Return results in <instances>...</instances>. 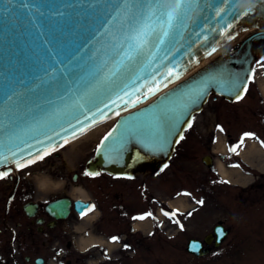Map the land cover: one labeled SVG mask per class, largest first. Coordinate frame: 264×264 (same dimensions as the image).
Listing matches in <instances>:
<instances>
[{"label":"water","instance_id":"water-1","mask_svg":"<svg viewBox=\"0 0 264 264\" xmlns=\"http://www.w3.org/2000/svg\"><path fill=\"white\" fill-rule=\"evenodd\" d=\"M232 6L220 5L225 10ZM6 7L10 10L6 11ZM61 12L63 15L59 14ZM114 14L112 0H14L9 6L0 0V144H3L6 154V158L0 157V172L10 175L17 171L16 161L19 156L13 157L9 148H16L19 153L17 147L27 150V143H31L32 152L37 155V148L50 150L55 145L58 151L95 127L115 120L111 128L107 129V134L117 128L121 117L130 115L134 116L127 118L124 128L132 131V139L121 145L120 136L124 129L117 128L110 137L112 146L98 150L106 134L101 135L93 159L87 160V171L95 174L98 169H103L112 175L127 176L133 173V169L145 166L152 171L156 170L171 159L177 141H180L179 136L183 135L194 115L201 112L211 95L236 102L234 95L227 91L224 81L230 78L231 73L247 75L253 70L258 53L264 49V4L259 3L252 13L242 18L237 11L235 19L224 13L219 14L224 16L223 19L216 12L194 13L193 18L187 21L178 43L170 46H175L172 51L167 55L159 52L158 56L162 59H155L147 68V74L143 68L138 69L136 75L140 79L133 77L132 83L127 85V91L133 99L145 94L148 87L159 85L160 90L155 95H149L148 99L143 100L145 102L154 97L152 101L140 107L141 103L135 106L130 103L127 105L128 110L124 111L123 101L128 100L129 96L121 92V99L113 92L112 99L107 100L109 108H105L101 101L106 96L101 91L97 93L96 103H101L100 109H103L105 115L99 110L87 112L84 109L89 119L81 117L82 123L74 121L71 125L66 124L68 117L62 111L65 107V99L62 98L68 96V103H71L72 99L92 91L100 75L96 71L97 66L101 60L107 59L105 53L110 52L113 37L119 38L122 35L119 21L112 19ZM250 29L254 30L244 36L229 53L198 67L193 74L183 78L213 48L230 41L229 36ZM113 67V61L108 60L103 75H107ZM52 69L56 71L55 82L49 81L47 75ZM169 69L174 70V75L179 73V77L174 79L168 75ZM210 75L221 82L208 86L202 99L190 103L201 81ZM169 80L172 82L168 83ZM136 88L138 91L134 90ZM9 96L12 97L11 101ZM185 104L188 105L186 116L176 126L180 130L178 133L169 135L166 125L155 126L160 109L172 105L179 108ZM116 111L121 112L120 117L115 116ZM60 123H65L68 131L59 128ZM47 134H50L51 140ZM157 135L168 138L169 143L163 150L151 143ZM114 148L120 149L118 154ZM56 151L51 152L53 157ZM24 154L27 156V151ZM202 162L208 168L214 166L210 155H205ZM69 202V198H63L51 203L52 208L58 207L56 217H66ZM75 204L80 207L90 203L78 199ZM23 209L28 216L35 215L31 202L25 204ZM81 211L80 207L79 215ZM227 234L228 230L222 224H216L203 240L188 239L186 251L195 256H203L209 253L212 242L218 247Z\"/></svg>","mask_w":264,"mask_h":264},{"label":"rangeland","instance_id":"rangeland-1","mask_svg":"<svg viewBox=\"0 0 264 264\" xmlns=\"http://www.w3.org/2000/svg\"><path fill=\"white\" fill-rule=\"evenodd\" d=\"M235 44L216 57L229 53ZM260 61H264V49L253 64L255 74L244 99L228 102L219 96L209 97L201 112L194 115L192 127L184 131V139L176 145L167 167L153 171L147 166L136 168L124 178L104 172L81 176L74 184L70 176L79 173L91 158L101 135L115 122L109 120L94 128L99 131L95 138L86 134L75 140V145L64 146L60 159L50 154L23 169L34 171L36 176L46 174L52 180L56 177L63 184L65 181L70 195L76 187L85 188L95 209L84 218H74V224L89 229L96 224L106 245L97 246L99 249L90 254L85 251L87 260L82 264H264V66ZM253 145L256 153H250L248 160L243 153ZM205 155L212 157L213 168L203 164ZM217 162L223 163L234 181L217 173ZM55 163L59 172H55ZM33 178L31 197L17 191L12 199L15 209L10 207L6 218L9 179H0V264H27L24 256H30V261L37 255L51 256L43 246L45 235L35 231L36 225L23 213L22 204L29 198L42 205L61 192L62 185L42 192ZM172 202L176 207H171ZM181 204L187 207L181 210ZM149 212L151 215H146ZM141 215L143 220L133 219ZM130 221L140 224L141 229L131 228ZM25 224L32 233H25ZM216 224L228 230L218 247L212 242L209 253L200 257L186 251L188 239L203 240ZM118 233V240L107 241Z\"/></svg>","mask_w":264,"mask_h":264},{"label":"snow or ice","instance_id":"snow-or-ice-1","mask_svg":"<svg viewBox=\"0 0 264 264\" xmlns=\"http://www.w3.org/2000/svg\"><path fill=\"white\" fill-rule=\"evenodd\" d=\"M4 3L6 6H9L14 3V0H4ZM259 3L264 4V0H259ZM222 4H231L233 6L225 10L220 7ZM112 8L115 12L112 19L119 21L122 35L119 38L113 37V41L110 42L111 50L105 53L107 59L101 60L100 64L97 66L96 71H98L100 75L92 91H86L84 94L72 99L71 103H68V96L62 98L65 99V107L62 111L65 117H68L66 119V124L71 125L74 121L82 123L81 117L89 119L87 112H94L95 110H99L102 115H105L106 113L103 112V109H100V104L103 103L105 108H109L107 100L112 99L111 93L113 92L121 99V92L123 95L129 96L128 100L123 101L125 105L124 111L128 110V104L131 103L135 106L137 103H142L144 99H148L149 95H155L156 92L160 90L159 85L148 87L145 94H141L135 99H133L132 95L127 91V85L132 83L133 77H135V79H140V77L136 75L137 70L143 68L147 74V68L151 66L152 62L158 58L162 59L158 56L159 52H164L165 55L171 52L175 46H170L178 43L183 35V29L186 27L187 21L193 18L194 13L216 12L217 15L224 13L225 15L233 16L235 19L237 17L234 14L238 11L237 0H112ZM9 10L10 9L6 7V11ZM59 14L63 15L62 12ZM249 14L250 13L242 15L239 12V17L242 18ZM41 15H43V13H41ZM219 18L223 19L224 16L219 15ZM230 27L231 25H229V29ZM105 31L107 32L108 29L106 28ZM230 38L229 36V39ZM215 51L216 49L213 48L212 52L208 54L212 55ZM108 60L113 61L114 67L108 70L107 75H103V68L107 65ZM258 63L264 66V61ZM254 74L255 69L247 73V75L244 73H231L230 78L224 81L227 91L234 95L237 102L244 99L245 95L248 93L249 84L253 81ZM47 75L49 81H56L55 69L50 70ZM168 75L173 76L174 79L179 77V73H175L174 75L173 69H169ZM171 82L172 80L168 81V83ZM220 82L221 81L215 76L210 75L205 77L198 86L194 97L190 99V103H195L196 99H202L203 93L208 86ZM139 87L142 88L144 86L139 85ZM164 87H167V84H164ZM134 90L138 91V88ZM101 91L106 96V99L101 101V103H96V99L98 98L97 93ZM70 95L72 97V92H70ZM8 99L11 101L12 97L9 96ZM113 103H116V101L113 100ZM155 106L157 105L153 107ZM117 107L119 108L120 105L117 104ZM187 107L188 105L185 104L179 108L172 105L160 109L155 126L159 127L160 124H164L168 128L169 135L174 132L178 133L180 130L176 126L181 124L185 119ZM84 109H87V112H85ZM115 116L120 117L121 112L116 111ZM133 116L134 115L121 117V123L117 126V128L124 129L120 136L121 145L127 143L133 137L132 131L129 128H124V125L127 123V118ZM187 127L191 128L192 123L189 122ZM59 128L68 131L65 123H60ZM117 128H113L103 136L98 145V150L100 148L107 149L112 146L110 137L117 131ZM52 130L57 131L56 128ZM219 130L223 131L222 128ZM72 131L73 134H75V127H73ZM57 135H60L59 131H57ZM244 135L250 136L251 134L245 133ZM47 136H49L50 140L52 139L50 134H47ZM183 139L184 136L180 135L179 140ZM151 143L154 147L163 150L168 145L169 141L167 136L161 138L157 135L152 138ZM27 144V150L24 147H17L20 149L19 153H17L16 148L8 149L12 152L13 157L19 156V159L16 161L17 170L29 168L39 161H43L51 152L57 150L55 145H53L50 150H41L37 148L36 152L39 153L37 155L32 152L33 145L31 143ZM3 148V144H0V157L6 158ZM113 150L117 154L120 151L119 148H114ZM25 151H27V156L24 154ZM165 167H167V165H165ZM7 175V172H0V179H4ZM84 175L90 176L93 174L86 171ZM95 175H98V173ZM199 203L203 204L204 202L201 200ZM80 207L82 209L81 218L95 209V205H81ZM146 215L150 216L151 213L149 212ZM163 215L167 217L170 214L168 212H163ZM144 218V215L133 217V219L139 220H143ZM111 239L112 241H116L118 237H112Z\"/></svg>","mask_w":264,"mask_h":264},{"label":"flooded vegetation","instance_id":"flooded-vegetation-1","mask_svg":"<svg viewBox=\"0 0 264 264\" xmlns=\"http://www.w3.org/2000/svg\"><path fill=\"white\" fill-rule=\"evenodd\" d=\"M263 102H264V99H263ZM96 147L94 148L93 155L91 156L89 160L93 159ZM59 151L61 150H58L55 152V159H60ZM51 154L53 155V153ZM81 167H82V170L79 173L74 172L70 176L71 181L74 182V184L77 183V181L79 180L81 176H85L84 173L87 171V162H85ZM19 171H21V174H19ZM23 171H26V170H17L16 173L7 175L9 182L7 183L8 185L7 197L4 201L5 218L8 215V209L10 207L12 210L15 209V206L12 204V199L17 191L19 194H22L25 197L27 196L31 197L30 195L32 194V191L34 190V186L33 184L30 183V181L33 177L36 176L35 172L34 171L23 172ZM59 171H60V168L55 163V172H59ZM103 172L107 173L103 169H98L97 173L100 174ZM95 174H93L92 176H95ZM120 177L124 178L125 176H120ZM55 180L58 181L56 177H55ZM61 183L63 184V181ZM65 185H66V182L64 181V184L62 185V188H61L62 189L61 192L59 190L57 195L51 198H48L46 202L42 205L34 202L32 199H29V198H27V201L24 202V204H22L23 213L31 219V222H33L36 225L35 231L39 232L40 234L43 233L45 235L43 246L45 248H48L50 252H52L50 257L44 258L45 256L37 255L36 257L33 258L32 261H30V256H27V257L24 256L23 259L27 264H82V263H86L87 254H90L91 251L93 250H98L99 248H96V247L99 246V244L92 245L89 248L82 250L79 248L77 244L78 241L82 237H93V238L101 239L104 243L103 245H106V241L104 240V237L101 235V233L97 231L96 224L94 226V229L83 228L80 226V224L78 225L74 224L77 221V219L79 218L81 219V215H79L78 213V209L80 207L75 204V201L78 199L72 197L70 193L66 192ZM63 198H69L70 202L67 208L66 217L59 218V217H56V214L59 213L58 207L55 206V208H52L50 205L54 201L56 202ZM29 202H31L32 205H34L35 215L33 217L28 216L23 209V206ZM85 216H83V218ZM74 218H77V219H74ZM131 223L132 221H130V226L132 228V226L134 227L135 225ZM4 226L7 230H9L7 224L4 223ZM24 227H25L24 228L25 233L33 232L32 229H30V227L26 226V224L24 225ZM113 237L119 238V233L114 234ZM120 238L123 239L122 236H120ZM111 240L112 239H108L107 241L111 242ZM85 251L87 252V254H83ZM51 260L53 262H51Z\"/></svg>","mask_w":264,"mask_h":264},{"label":"bare ground","instance_id":"bare-ground-1","mask_svg":"<svg viewBox=\"0 0 264 264\" xmlns=\"http://www.w3.org/2000/svg\"><path fill=\"white\" fill-rule=\"evenodd\" d=\"M252 30H254V29H250V31L249 30H246V31H238L237 32V34H235L233 37H231V40L230 41H228V42H226V43H224V44H219V46H217V48H215L216 49V51L214 52V53H212V55H208L205 59H203L196 67H194L185 77H183V78H186V77H188V76H190L191 74H193L196 70H198V67H202L203 65H205V64H207L208 62H210V61H212V60H214V59H216L217 57V55L219 54V53H221V52H224L225 50H227V49H229V48H231L234 44H235V42H237L239 39H241L242 37H244V36H247V34H249V32H252ZM243 39V38H242ZM241 39V40H242ZM240 40V41H241ZM236 45V44H235ZM216 57V58H215ZM254 67V66H253ZM182 80V79H181ZM154 99V97L153 98H151V99H149V100H147V101H145V102H143V103H141L138 107H140V106H144L145 104H148L150 101H152ZM138 107H136V108H138ZM108 124V123H107ZM98 132L99 131H96V130H94V129H92V130H90V131H88L87 133H85L84 135H86L87 137H93V138H95L97 135H98ZM100 135V134H99ZM82 137V136H81ZM79 139V138H78ZM78 139H76V141L78 140ZM81 141V140H80ZM75 145L76 143H75V140L74 141H72V142H70V143H68L66 146H68V145ZM65 146V147H66ZM64 148V147H63ZM62 148V149H63ZM62 149H60V150H62ZM252 152H255L256 153V148L254 147V145L253 146H250L249 147V149L247 150V151H245L244 153H243V156L246 158V159H248L249 160V158H250V153L252 154ZM61 153V152H60ZM244 158V159H245ZM67 165V164H66ZM70 169V168H69ZM216 171H217V173L222 177V178H224V179H228L229 181H234V177H233V175L230 173V171H228L227 170V168L223 165V163H221V162H217V164H216ZM52 176V175H51ZM236 177V176H235ZM53 181H56L55 179H53ZM58 182H60V185H59V187L61 186V185H63L62 183H61V181H59L58 180ZM55 189H58V187H49V189L47 190L48 192L49 191H55ZM54 193H56V192H54ZM71 196L72 197H74V198H76V199H81V200H88L87 199V194H86V191H85V189L84 188H82V187H76V188H74V190L72 191V193H71ZM171 207L173 208V207H176L175 206V204L172 202L171 204ZM187 207V205L186 204H181V205H179V208H181V210H183V208H186ZM141 226H140V224H136L135 225V228L138 230V229H141L140 228ZM78 246H79V248L80 249H82V250H85V249H87V248H89L90 246H92V245H95V244H99V245H103L104 243H103V241L101 240V239H97V238H93V237H82L79 241H78Z\"/></svg>","mask_w":264,"mask_h":264},{"label":"clouds","instance_id":"clouds-1","mask_svg":"<svg viewBox=\"0 0 264 264\" xmlns=\"http://www.w3.org/2000/svg\"><path fill=\"white\" fill-rule=\"evenodd\" d=\"M259 0H237V10L243 15L252 13L258 6ZM264 95V89H262ZM36 188L39 191H47L49 187H59L60 182L53 181L52 178L46 174H38L33 178Z\"/></svg>","mask_w":264,"mask_h":264}]
</instances>
